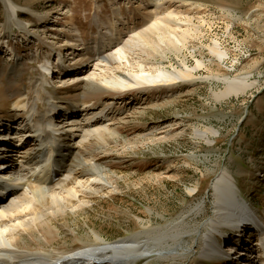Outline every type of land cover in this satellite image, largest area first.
<instances>
[{"label": "rangeland", "instance_id": "obj_1", "mask_svg": "<svg viewBox=\"0 0 264 264\" xmlns=\"http://www.w3.org/2000/svg\"><path fill=\"white\" fill-rule=\"evenodd\" d=\"M153 1H163L159 10L189 14L198 24L205 20L201 38L181 53L171 50L158 57V64L173 70L186 62L192 68L199 59L206 66L196 71L194 83L181 81L141 92L144 110L116 125L118 135L108 136L109 144L94 140L81 149L106 175L116 178L117 189L88 198L77 212L59 214L51 223L52 237L46 227L43 236L25 235L24 241L30 242L25 246H31L24 251L58 257L86 248L98 237L101 243L113 242L152 225L163 227V236L149 242L156 246L153 252L160 246L174 251L163 258L154 256L147 264H228L223 253H203V238L215 215L213 182L223 171L233 175L240 194L264 218V0H185L200 5L193 11L180 0H0L1 118L5 124L21 120L23 112L15 102L22 98L44 109L47 99L44 94L36 99L34 82L44 76L43 65L52 60L56 48L67 46L76 35L75 40L85 42L91 52L94 42L109 35L107 26L116 15L125 20L123 35L143 28L152 18ZM214 40L228 51L225 62L210 52ZM8 42L16 59L2 52ZM92 59L90 54L79 57L75 70H84ZM236 77H247L256 86L243 95L217 99L214 92L225 87L222 78ZM46 87L55 102L80 105L84 99L99 110L112 107L115 112L131 109L136 103L131 93L141 90L97 93L78 79ZM208 128L218 131L208 132L212 144L196 136V129ZM157 136L163 139L156 141ZM244 231H236L241 237L227 236L229 232L224 236L243 247L259 244L257 232Z\"/></svg>", "mask_w": 264, "mask_h": 264}, {"label": "bare ground", "instance_id": "obj_2", "mask_svg": "<svg viewBox=\"0 0 264 264\" xmlns=\"http://www.w3.org/2000/svg\"><path fill=\"white\" fill-rule=\"evenodd\" d=\"M186 1L180 0L190 10L200 8V5L195 7V3L187 4ZM162 4L163 1H153L152 18L143 28L130 30L125 35L122 31L125 20L117 19L116 15L107 26L109 35L104 34L102 40L94 42L91 52L89 47H85V42L77 43L75 37L69 39L79 47L77 50L83 51L81 56L90 54L93 58L84 70L58 75V72H62L59 71L60 67L54 71L50 67L59 51L56 48L52 60L48 59V63L43 65L44 76L34 80L38 93L36 99H41L42 94L47 99L44 109L41 111L36 101L28 105L22 98L15 102V107L23 112V118L0 125V183L9 187L7 197L0 202V264H80L85 261L91 264H147L154 256L163 258L174 251L171 248L164 250L160 246L156 250L159 252H153L156 246H149V242L163 236V227L154 228L152 225H145L140 231L113 242L101 243L102 239L98 237L97 242L90 246L58 257L23 250L31 246H25V243H30L24 241L25 235L33 236L37 232L43 236L46 227L52 237L51 223L59 214L77 212L88 204V198L104 190L110 193L117 189L116 178L106 175L88 152L86 155L80 153L81 149L94 140L105 145L108 136L118 135L116 125L144 110L141 107L143 92H148L152 87L176 85L181 81L194 83L196 71L206 66L199 59L192 68L186 62L181 68L173 70L158 64L157 58H163L168 51L181 53L184 48L190 47V44L201 38L202 27L205 26L204 19L198 24L189 14L172 9L159 10ZM11 9L16 13V7L12 6ZM212 44V55L218 57L220 62H225L228 51L217 40ZM5 48V52L8 55L12 53L10 57L16 59L17 52L9 45ZM51 72L56 75L50 76ZM77 79L85 81L86 86L97 93L101 89L119 92L134 88L141 90L131 93L133 102L136 101L131 109L126 107L127 111L122 109L116 112L110 111L112 107L99 110L93 101L83 99L80 105H67L55 102L49 96L48 83L67 84ZM222 80L225 87L214 92L217 99L240 96L256 86V82L249 81L247 77ZM208 132L218 134L213 128L196 129V136L212 144L213 139L208 137ZM23 139L24 143L21 142ZM162 139L155 138L156 141ZM75 162L77 164L74 165ZM194 190L191 189L190 193ZM240 190L236 179L228 171H223L213 182L215 215L209 221V230L203 238V253L222 254L218 234L224 235L231 230L239 233L240 230L248 229L257 232L260 242H249L239 249V258L246 259V264H264V218L253 210L252 204L243 198ZM230 213L233 218H229ZM238 215L240 218L235 219ZM228 219L233 223L228 222ZM224 228L231 230L223 231ZM144 234L148 235L149 241L144 239ZM178 237L182 239L181 234ZM230 254L223 253L227 258Z\"/></svg>", "mask_w": 264, "mask_h": 264}]
</instances>
